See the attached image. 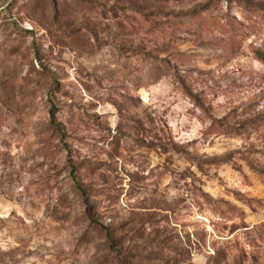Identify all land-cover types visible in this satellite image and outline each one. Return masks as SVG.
I'll return each mask as SVG.
<instances>
[{
	"label": "rangeland",
	"instance_id": "374dc122",
	"mask_svg": "<svg viewBox=\"0 0 264 264\" xmlns=\"http://www.w3.org/2000/svg\"><path fill=\"white\" fill-rule=\"evenodd\" d=\"M264 0H0V264H264Z\"/></svg>",
	"mask_w": 264,
	"mask_h": 264
},
{
	"label": "trees",
	"instance_id": "16d2710c",
	"mask_svg": "<svg viewBox=\"0 0 264 264\" xmlns=\"http://www.w3.org/2000/svg\"><path fill=\"white\" fill-rule=\"evenodd\" d=\"M261 58V60L264 62V53H263V55L262 56H260Z\"/></svg>",
	"mask_w": 264,
	"mask_h": 264
}]
</instances>
